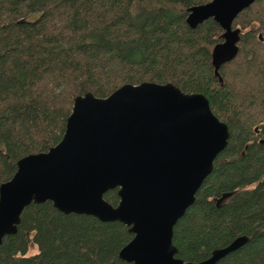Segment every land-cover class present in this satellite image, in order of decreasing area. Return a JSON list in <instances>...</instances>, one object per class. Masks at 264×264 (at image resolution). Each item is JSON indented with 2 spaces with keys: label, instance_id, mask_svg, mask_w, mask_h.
I'll use <instances>...</instances> for the list:
<instances>
[{
  "label": "trees",
  "instance_id": "16d2710c",
  "mask_svg": "<svg viewBox=\"0 0 264 264\" xmlns=\"http://www.w3.org/2000/svg\"><path fill=\"white\" fill-rule=\"evenodd\" d=\"M208 0H0V183L25 154L63 135L73 98L106 96L125 82L172 81L201 92L230 129L225 147L173 226L177 255L201 260L247 240L215 264H264V0L233 20L237 55L214 74L222 28L190 27L187 8ZM104 198L115 205L117 188ZM132 236L119 220L31 202L0 243V264H134L118 256ZM34 253L27 254L30 244Z\"/></svg>",
  "mask_w": 264,
  "mask_h": 264
},
{
  "label": "water",
  "instance_id": "95a60500",
  "mask_svg": "<svg viewBox=\"0 0 264 264\" xmlns=\"http://www.w3.org/2000/svg\"><path fill=\"white\" fill-rule=\"evenodd\" d=\"M255 0H208L187 8L195 27L212 17L222 28L211 49L214 74L238 52L237 14ZM229 126L201 92L172 81L125 82L106 96L73 98L60 140L20 157L0 183V243L17 230L23 208L51 200L64 213L91 214L129 226L118 256L134 264H215L247 240L243 234L201 260L177 255L173 226L225 147ZM117 188L113 205L103 194Z\"/></svg>",
  "mask_w": 264,
  "mask_h": 264
},
{
  "label": "rangeland",
  "instance_id": "374dc122",
  "mask_svg": "<svg viewBox=\"0 0 264 264\" xmlns=\"http://www.w3.org/2000/svg\"><path fill=\"white\" fill-rule=\"evenodd\" d=\"M36 250H37L36 245L31 243L26 253L31 254V253H34Z\"/></svg>",
  "mask_w": 264,
  "mask_h": 264
}]
</instances>
